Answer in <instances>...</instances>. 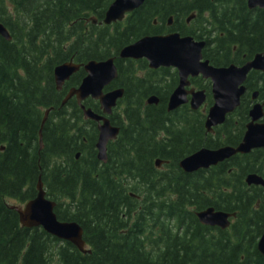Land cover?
<instances>
[{
    "label": "trees",
    "instance_id": "1",
    "mask_svg": "<svg viewBox=\"0 0 264 264\" xmlns=\"http://www.w3.org/2000/svg\"><path fill=\"white\" fill-rule=\"evenodd\" d=\"M113 1L0 0V23L12 36L7 41L0 35V264H264L255 250L253 229L249 242L248 229H212L195 215L207 206L230 211V181L227 168L186 173L179 167L185 156L217 145L205 136L201 111L188 104L167 111L175 75L165 95L159 82L125 85L127 103L114 114L125 118L119 124L121 135L108 146L105 164L96 158L95 123L84 120L75 100L58 109L62 98L53 76L60 63L105 59L146 34L164 31L175 13L183 18L193 11H209L207 21L214 27L217 17L224 16L228 22L221 19V30L239 35L223 45H240L250 54L264 51V11L246 10L243 0H145L122 23L88 21L91 16L102 20ZM232 5L236 10L242 5L234 21L229 18ZM154 19L161 24L155 26ZM191 31L187 33L202 37L193 25ZM212 43L204 57L217 63ZM119 66L121 76L133 74L124 64ZM135 66L147 68V62ZM82 77L83 71L75 74L67 88ZM194 84L210 88L203 80ZM157 92L160 103L145 105V97ZM85 103L99 107L91 99ZM52 106L55 112L44 125L40 150L42 118ZM244 116L238 124H229L236 130L232 143L241 136ZM225 125L217 130L219 145L228 143L222 137ZM157 159L167 163L159 169ZM39 175L57 203L58 219L83 227L91 253L42 228L23 227L9 207L10 200L35 197ZM245 186L238 176L235 189Z\"/></svg>",
    "mask_w": 264,
    "mask_h": 264
},
{
    "label": "water",
    "instance_id": "2",
    "mask_svg": "<svg viewBox=\"0 0 264 264\" xmlns=\"http://www.w3.org/2000/svg\"><path fill=\"white\" fill-rule=\"evenodd\" d=\"M145 0H114L107 8L104 18L99 24L110 25L122 21L127 13L138 9ZM249 8H264V0H248ZM92 23H97L96 17H91ZM0 35L7 41L12 40L8 29L0 23ZM204 41H196L191 36H181L179 33L164 35H146L129 45L124 46L119 52V58L142 59L149 62L150 68L173 67L179 75V85L169 98L168 111H172L185 103H190L192 109H198L206 98L205 91L187 90L190 85L189 77L202 75L212 82V95L214 103L208 111L205 122L207 131L212 132L213 127L225 120L228 113H231L240 104V97L245 89L242 85L250 70H264V53H258L254 59L242 67L230 65L228 67H215L209 60L203 58ZM83 67L86 76L80 85L70 89L62 102L75 97L85 119L98 123V141L96 143L97 157L99 161H107V145L119 135V127L113 126L109 118L95 113L92 109L86 108L83 101L88 97L99 101L104 114H111L112 109L117 105V100L123 96V89H115L104 93L103 88L109 85L118 75L115 58L106 60H90L84 64H77L73 60L58 64L54 68V81L57 90H61L64 83L71 75ZM191 95L190 100L188 95ZM157 96H151L150 104L158 103ZM261 105H255L251 111L252 121L248 123L243 141L237 146H224L219 149L201 148L200 150L183 158L179 166L185 172H195L199 169H206L217 165L237 153H248L252 148L264 146V123L255 121L264 114L260 111ZM50 110L45 112L40 135V148H43V128ZM4 146L1 147V150ZM79 155V154H78ZM164 161L156 160L160 167ZM247 183L263 184L264 182L256 175H250ZM37 194L26 202L24 206L10 205L19 215L22 226L27 228L41 227L48 234L73 244L83 253H90L84 240V229L74 221H60L55 213L56 202L46 196V191L41 175L37 179ZM229 214L217 211L210 207L197 213V217L204 225L229 226ZM258 249L264 256V234L261 237Z\"/></svg>",
    "mask_w": 264,
    "mask_h": 264
},
{
    "label": "flooded vegetation",
    "instance_id": "3",
    "mask_svg": "<svg viewBox=\"0 0 264 264\" xmlns=\"http://www.w3.org/2000/svg\"><path fill=\"white\" fill-rule=\"evenodd\" d=\"M244 3H245L246 10L248 9L250 11H256V10L264 11V8H257V7L252 8V9L249 8L247 0H243V4ZM217 4H219V3H217ZM233 4L235 5V3H233ZM234 5L231 6L232 11L229 12V15H230L229 18H230V20L233 19V21L235 20L236 15L241 13V11H242V5L239 6V9H237V10H236V7ZM136 10H134V11H136ZM219 10L220 9L217 8L218 13H220ZM133 12L126 14V18L128 16H130ZM210 15H211V13L209 11L204 12V13H199L197 11H193V12H190L187 16H182L183 18H181V16L178 17L177 14L175 13V15H173V14L169 15L164 31L162 30V31H158V32H154V33H150V34H146V35H164V34H169V33H179L181 36H191L196 41H204L205 47L203 48V51H202L203 57H204V51L208 49V46H210L209 42H211V40H212L213 41L212 46H211L212 55H214L218 58L217 63L214 60L213 61L215 63L210 61V59L205 58V57L203 59L209 60L210 64L215 66V67H228L232 64L235 66H238V67H242L245 64H247L248 62L252 61L256 54L264 53L263 50H260V51H256L253 54H250L248 52L247 48L245 50L244 47H241L240 45H233L231 48L229 45H228V47H227V45H223L228 40L233 39V38H237V36L239 34L236 35L237 33H234V32L229 33L230 31H232V29H227L228 31H226L225 29L221 30V19H223L225 21V23L228 22V20L224 16L217 17L216 26L215 27L211 26V23H209V21H207V19ZM194 21L197 22L198 25L194 24ZM212 21H213V18H212ZM117 23H122V22H117ZM117 23H115V24H117ZM153 24L155 26H158L161 23L158 21V19H154ZM192 25H193V29L196 31V33H199L202 36L201 38H197L193 34L187 33V32H192L191 31ZM183 32H186V33H183ZM146 35H144V36H146ZM213 38H214V40H213ZM227 48H228V51H227V57H226V56H224V52H226ZM118 55H119V52L117 55L110 56V57L115 58V65L117 66L118 75L109 85H107L105 88H103L104 93L110 92V91L115 90V89H123V96L117 100V105L112 109V113L109 115L104 114L103 110L100 106L99 101L96 99H93L91 97H88L87 99H85L82 102L86 108H90L95 113H97L99 115H104L105 117L109 118L111 124L113 126L119 127V129H120L119 135L117 136V138L109 141V143L107 145V161L106 162L100 161L101 163H104V164L107 163L108 159H109L108 146L111 143L115 142L119 138V136L121 135V127L119 124H120V122L124 121L125 118L123 116H121L120 114L114 117V114L116 113V111L122 112L123 106L126 105V103H127L126 102L127 88L125 87V85L134 84L135 82H139L141 80L145 83L159 82L160 87L162 89L161 94L165 95V91L168 89V87H167L168 82L171 84V86L174 85L172 83L174 81L173 75H175V78H176L175 83L176 84L174 85V87L171 89V91L169 92V94L167 96L166 109L168 108L169 98H170L171 94L174 92V90L179 85L178 71L174 68H167V67L150 68L149 62L145 58H142V59H130V58L123 59V58H119ZM110 57H107V58H110ZM219 58H221V59H219ZM140 61H146L147 62V68H141L140 69L138 66H135L136 64L139 65ZM119 63H122V65L124 64L123 68H125V67L128 68L127 72H129V70L131 69V71H133V74L130 76L125 75V74L123 76H121L122 70L120 69ZM166 69H169V70L167 71ZM81 71H83V77L81 78L80 82L76 86H71V87L67 88L66 83L69 82L75 74H77ZM170 74H171V77H170ZM85 76H86V72L84 71L83 68H80L77 72H75L71 75L69 80H67L64 83L61 90H57V88H56V90L59 93H61V98H62L60 107L58 109L63 107L62 102L65 99V97L67 96L70 89L78 87ZM131 80H134V82L132 83ZM189 80H190V85L186 87L187 90H191V89H194L197 91L203 90L206 93L205 101L203 102V104L198 109H196V111H201L205 116V119H204V128H205V121H206L207 116H208L209 108L214 103L213 95H212V83H211L210 79L204 78L202 75H198L196 77H190ZM195 80H198V81L203 80L205 82V84H207L208 87H210V88L207 89L205 87H202V86L200 87V86L195 85L194 84ZM242 85L245 87V89H244V91L240 97V104L235 108V110L232 111L231 113H228L225 120L223 121V123L215 126L214 130L212 132H207V130L205 129L206 138L211 139L214 142V144L217 145L216 147H207V148L219 149V148L224 147V146L237 147L243 141L244 135H245L246 130H247L248 123H250L252 121L251 111L254 108V106L255 105H261L262 108L260 109V111L262 113H264V70H261V69L250 70ZM55 86H56V84H55ZM137 88L138 87L136 84L134 86V89L137 91ZM136 95H137V93L134 94V97H136ZM151 96H157L159 99L158 103L150 104L148 102V100ZM190 98H191V95L189 94L188 99L190 100ZM90 99L93 100L94 102H96V104H98V106H99L98 109H94L93 107H90L85 103L86 101H88ZM160 99H161L160 94L158 92L156 94L155 93L149 94L147 97H145L144 104L145 105H158L160 103ZM70 100H75L77 105L81 109V107L78 104L75 97H72L68 101H70ZM68 101L66 102V104L68 103ZM66 104L64 106H66ZM183 106H185V105H183ZM188 106H189V104H188ZM190 109H191V107H190ZM47 110H50L48 117H47V119H48L49 115L52 114L53 112H55V107L52 106V107L46 108V110L44 111L43 118H44L45 112ZM81 111L83 114L82 109H81ZM243 113H245V116H244L245 121H244V125H243V130L240 131L241 133L239 132L241 136H240L238 141H236L235 143H232V142H230L229 139L232 135L236 134L235 133L236 130H234V129L231 130L232 126L229 124L233 123V122L238 124V121H239V119L242 118ZM83 117H84V114H83ZM43 118H42V121H43ZM113 118H115V119H113ZM84 120L91 121V122L95 123V127L97 129V140H96V143H97L98 135H99L98 128H97L98 123L93 121V120H90V119H85V117H84ZM114 122L118 123V125ZM255 122L256 123H264V114H261V117L259 119H257ZM225 124H227V125H225ZM224 125L226 126V129L224 128V130H223L224 133L222 134V137H223V140H226L228 143L224 142V143L219 145L220 141L218 138L217 130H218V128L223 127ZM40 129H41V127H40ZM39 140H40V135H39ZM96 143H95L96 158L98 160ZM42 149L40 148V150H42ZM79 157H80V152H78L76 154V159H79ZM241 167H243L245 169V171H241ZM212 168H214V170H217V171H219L222 168H227V173L229 175V181H230V183H229L230 189L229 190H230L231 195L229 196V202L231 204V210L230 211H224L221 209H216L214 206H207V207H213L217 211H223V212H226L230 215L229 216L230 224L227 228H224V229H248V230H246V233L249 236V242H250V238L252 237L253 230H254L255 250L258 253H260L259 249H258V244H259L261 237L264 234V183L263 184H259V183L258 184H256V183L248 184L247 178L250 175H256V176L260 177L261 180L264 182V146L252 148L250 150V152H248V153H237V154L231 156L230 158H228V159H226V160L218 163L217 165L212 166L206 170H209ZM195 173H197V172H195ZM238 176H240L242 182L245 183V185H246L244 187V189L239 190V192L234 187L236 182H237ZM41 177H42V175H41ZM36 185H37V183H36ZM43 185H44V183H43ZM44 189L46 191V196L49 198V196L47 195V190L45 188V185H44ZM36 191H37V188H36ZM26 201L27 200H23V205L25 204ZM204 209L205 208H203L201 210H195V215L197 212H200ZM210 228H212V229H223L219 226H214V227H210ZM242 258H243V256H242Z\"/></svg>",
    "mask_w": 264,
    "mask_h": 264
},
{
    "label": "rangeland",
    "instance_id": "4",
    "mask_svg": "<svg viewBox=\"0 0 264 264\" xmlns=\"http://www.w3.org/2000/svg\"><path fill=\"white\" fill-rule=\"evenodd\" d=\"M10 203L20 205L21 202L19 203V200H10Z\"/></svg>",
    "mask_w": 264,
    "mask_h": 264
}]
</instances>
